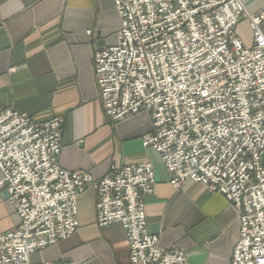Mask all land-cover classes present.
<instances>
[{"label":"built area","instance_id":"2783aa9c","mask_svg":"<svg viewBox=\"0 0 264 264\" xmlns=\"http://www.w3.org/2000/svg\"><path fill=\"white\" fill-rule=\"evenodd\" d=\"M112 1L116 42L93 54L103 113L116 123L146 112L141 143L158 153L169 183L200 182L235 211L226 264H264V9L249 13L242 0ZM241 19L249 45L237 34ZM63 123L0 112V190L18 220L0 230V264H32V254L73 235L77 198L89 188L96 224L123 227L131 264H187L183 249H161L146 229L152 164H111L99 178L66 170L58 160Z\"/></svg>","mask_w":264,"mask_h":264},{"label":"crops","instance_id":"0c3cea01","mask_svg":"<svg viewBox=\"0 0 264 264\" xmlns=\"http://www.w3.org/2000/svg\"><path fill=\"white\" fill-rule=\"evenodd\" d=\"M242 3L249 13L264 9V0ZM241 22L250 32L248 21L241 19L237 34L249 45L251 37L238 29ZM118 27L112 0H0V112L13 108L39 122L62 116L58 160L66 170L99 178L111 164L150 162L155 183L143 200L144 217L158 246L183 249L187 264H226L238 233L228 200L197 181L187 180L180 188L169 183L158 153L141 143L150 126L146 112L116 123L103 113L93 54L115 44ZM0 201L7 204L4 189ZM95 202L91 188L78 196L77 230L46 248V260L131 264L123 227H99ZM14 216L0 230L15 226Z\"/></svg>","mask_w":264,"mask_h":264},{"label":"rangeland","instance_id":"374dc122","mask_svg":"<svg viewBox=\"0 0 264 264\" xmlns=\"http://www.w3.org/2000/svg\"><path fill=\"white\" fill-rule=\"evenodd\" d=\"M238 29L242 33L243 37H251V33L249 32L247 25L244 22H241V25L238 27ZM14 219V213L8 203L5 204L3 201H0V228H2L3 223L13 221ZM45 252H47V250L44 249L32 254L30 257V262L32 264H37L46 260Z\"/></svg>","mask_w":264,"mask_h":264}]
</instances>
